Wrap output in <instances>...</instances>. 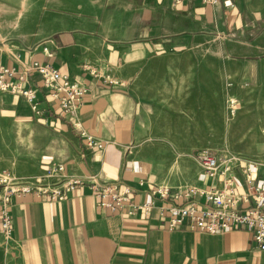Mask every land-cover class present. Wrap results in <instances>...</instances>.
<instances>
[{
  "label": "crops",
  "instance_id": "1",
  "mask_svg": "<svg viewBox=\"0 0 264 264\" xmlns=\"http://www.w3.org/2000/svg\"><path fill=\"white\" fill-rule=\"evenodd\" d=\"M33 59L85 93L61 112L35 72L28 86L36 110L0 90V174L42 188L94 176L129 186L132 202L154 206L145 214L111 212L86 183L62 200L34 189L13 193L0 264H264L248 230L199 232L187 221L165 229L158 206L176 202L152 195L150 185L220 183L199 163L179 161L178 172L142 144L152 140L148 126L160 123L161 110L173 107V94L193 92L195 77L241 76V68L264 77V0H0V66ZM51 163L64 169L48 172ZM231 175L247 192L241 169Z\"/></svg>",
  "mask_w": 264,
  "mask_h": 264
},
{
  "label": "built area",
  "instance_id": "2",
  "mask_svg": "<svg viewBox=\"0 0 264 264\" xmlns=\"http://www.w3.org/2000/svg\"><path fill=\"white\" fill-rule=\"evenodd\" d=\"M183 0H174L180 3ZM218 0H201L205 5L215 4ZM41 49L50 56L45 46ZM40 76L43 88L58 100L61 112L70 111L85 93V88L76 82L68 81L67 77L52 67L48 62L30 60L20 67L0 66V90L20 95L32 110L37 109L35 91L28 86L31 73ZM87 143L93 142L86 136ZM197 160L204 173L212 180L219 182L207 187L183 186L171 190L167 185H150L152 195L165 200L171 198L175 204H160L158 212L163 227L172 230L187 221L190 228L199 232L215 233L227 228H242L252 235L256 248L264 251V166L251 159H243L231 155L218 157L213 152L203 151ZM234 167H239L243 174L247 192H239L231 175ZM61 163H51L48 172L62 171ZM86 183L97 196V204L111 212L121 211L133 214L136 211L148 213L154 206L153 201L140 203L130 199L129 186L101 184L94 176L83 179L69 177L62 181L61 187H32L27 182L18 181L9 173L0 174V234L4 241L10 238L11 217L9 214V196L13 193H24L34 189L36 194L45 193L49 200H62L65 193ZM199 196L201 202L193 199ZM187 199V201H184Z\"/></svg>",
  "mask_w": 264,
  "mask_h": 264
},
{
  "label": "rangeland",
  "instance_id": "3",
  "mask_svg": "<svg viewBox=\"0 0 264 264\" xmlns=\"http://www.w3.org/2000/svg\"><path fill=\"white\" fill-rule=\"evenodd\" d=\"M245 72L195 77L192 93L173 94V107L148 126L152 140L142 142L154 159L178 171L179 161L197 164V155L208 151L264 166V77Z\"/></svg>",
  "mask_w": 264,
  "mask_h": 264
}]
</instances>
